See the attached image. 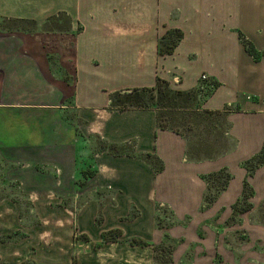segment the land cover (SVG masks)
I'll use <instances>...</instances> for the list:
<instances>
[{"label":"crops","instance_id":"0c3cea01","mask_svg":"<svg viewBox=\"0 0 264 264\" xmlns=\"http://www.w3.org/2000/svg\"><path fill=\"white\" fill-rule=\"evenodd\" d=\"M173 30L182 38L172 55L160 56L158 42ZM241 35L264 53V0H0V178L18 185L33 219L0 196V264H153L152 247L164 233L184 239L188 230L157 229L158 208L178 221L189 213L206 219L233 209L245 181L256 208L264 200V159L249 177L244 164L264 146V56L254 61ZM201 76L219 84L201 109H229L232 147L215 160L188 159L186 138L158 129L153 110L108 109L113 92L152 88L157 78L187 92ZM91 136L131 153L93 151ZM146 154L160 172L138 159ZM220 171L228 185L202 214L201 199L188 195L185 203L182 192L174 204L179 197L159 189L162 179L194 178L203 192L199 178ZM90 186L110 191V200L67 205ZM251 225L263 247L264 225ZM114 230L118 243H104L101 235ZM184 252L174 251L173 264ZM228 254L264 264L257 251Z\"/></svg>","mask_w":264,"mask_h":264},{"label":"rangeland","instance_id":"374dc122","mask_svg":"<svg viewBox=\"0 0 264 264\" xmlns=\"http://www.w3.org/2000/svg\"><path fill=\"white\" fill-rule=\"evenodd\" d=\"M62 24L63 23H61V28ZM100 83L101 82L99 80H95L93 78L94 86H97ZM201 87L203 88V92L208 90L207 86L200 84L199 88ZM97 98L99 99L100 96ZM164 118L165 123L162 124H169L170 119L166 116ZM176 121L178 124H174L173 127H170L186 138L188 142L186 155L192 147H195L200 151V153L196 154L198 157H196V155H192L191 158L188 157L191 161L199 162L208 159L215 160L220 155L226 154L231 150V139L224 135V132L227 131L229 125L228 117H225V119L223 117H217L216 120H213L212 124H208V121H196L192 116H188L187 118L184 115H177ZM214 123H216L218 127ZM210 125L211 127L214 126V131L209 132ZM89 141L93 151L101 150L102 144L96 139V137H89ZM124 152V154L131 153L128 149L124 150ZM204 154L209 155L210 158L204 157ZM251 165L253 168L254 164H248V169H250ZM222 173L223 175H216L210 178L208 185L204 180H202V178H199L205 187L203 192L200 191V182L195 181L194 178H182L180 182H170V180H168L169 178L162 179L159 183V189L164 190L165 193L169 191V195H172L174 198L181 196L182 192L186 193L187 201L185 203H189L190 201L188 195L201 199L202 204L200 207V214H202V212L208 211L210 206L212 207V204L216 201V199L214 201L212 200L213 203L212 201L211 203L209 201L210 204L207 206L204 199L206 197V199H210L212 196L217 198L221 195L222 185L224 184L225 188L228 185L229 181L224 177V175H228V173L226 171H223ZM189 174L191 175L192 172L189 171ZM2 179L3 178H0V196L4 195L18 202L24 212L22 217L26 220V222L33 223L32 216L26 214L27 200L25 195L19 191L17 187L18 185L6 182L5 180L2 181ZM250 189L251 188L248 184V190L244 193V195L241 193L238 200L234 202H238L237 205H234L235 209L234 206L233 209L232 206L219 208L212 215L210 214L206 219L202 217V215L199 216L198 219H195L197 216L189 213L185 215L181 221H178L174 215H172L171 210L167 208H158L155 221L157 229L167 230L180 225L184 229L187 228L188 230L186 231V235H184V239L183 237L178 239L172 238L167 233H164L162 240L154 245L155 253L153 254V257L155 259V264H173V253L174 251H177L178 247L181 249V246L182 248H185V252L180 258V264H252V260L249 259L246 261L237 260V262H235L228 254L235 253L238 248L243 250L245 256H247L246 258L251 257L253 251L254 253L256 251L260 254L264 253V246L262 247V245L260 246V244L256 242V238H254L255 236L252 237L255 233H260L261 230L259 231L256 226L252 227L251 225L253 223L257 226H261V224L264 225V200L255 208V205L253 204L254 192L251 189L252 195L249 196ZM217 192L219 193L216 194ZM93 197L95 199H100L102 202H106L110 200L111 192L103 189L96 192L92 191V189L88 191L83 189L82 195L79 196L77 203H74L72 199H69L67 201V205L72 208L78 207L81 203H84L86 200ZM179 199L180 197L178 199H171V202L177 204ZM251 210L254 212L250 214ZM75 233L76 232H74V234ZM75 238L76 240L78 238L85 240L86 237L77 236ZM258 239H260V237H258ZM72 242L74 243L75 240ZM224 245L227 246V253H224L225 255H223V253L220 255V249H224ZM227 256L229 258L225 259Z\"/></svg>","mask_w":264,"mask_h":264},{"label":"trees","instance_id":"16d2710c","mask_svg":"<svg viewBox=\"0 0 264 264\" xmlns=\"http://www.w3.org/2000/svg\"><path fill=\"white\" fill-rule=\"evenodd\" d=\"M182 38V33L178 30L173 31H167L162 38L158 42V54L160 56H168L172 55L174 52V49L176 48L178 42ZM239 39L246 51V53L252 57L254 61H259L263 54H259L254 50L252 45L246 41L243 36H239ZM200 84L203 86H207L208 90L203 92V88H199L200 85L187 92L177 91L171 89L168 82L156 79V83L154 87L152 88H134L124 91H118L114 92L109 95V107L108 109L110 111H117V112H123L126 110L134 109V110H153L155 112V122L156 127L160 130H168L171 132H174L178 135H181L177 133V131L174 129V124H178L176 121L177 115L185 116L188 118V116L194 117V120L196 121H208V124H212L213 120H216L217 117H227L229 109H225L224 111H204L201 109V105L203 104L204 100L209 97L214 91L219 87L218 82L214 80H207V79H200ZM202 94V96H201ZM238 110V109H237ZM175 113H187V114H175ZM167 117L170 119L169 124H162L165 123V118ZM215 117V118H214ZM213 118V119H212ZM216 124V123H214ZM217 125V124H216ZM172 126V127H170ZM218 127V125H217ZM209 132L214 131V126L209 127ZM229 129V125H228ZM227 131L224 132V135L226 136L228 133ZM183 136V135H181ZM101 150H107L110 154L114 156H128V154H124V147H118L114 145H106L105 143H102ZM189 149V148H188ZM126 150V149H125ZM190 151L187 152V157H192V155H196L200 153V151L192 147L189 149ZM205 153V152H203ZM206 158H210L209 155H203ZM198 157V155H196ZM139 160H142V162L146 163L150 166L153 172L158 173L162 170L161 163L152 155L146 154L143 156L138 157ZM264 159V146L260 153L247 161L244 164V168L247 171V176H251L254 170L259 167L263 163ZM248 164H254L253 168L252 165L250 169H248ZM252 168V169H251ZM216 175H223L222 171L214 174H210L204 178H202L205 183L208 185L209 179L216 176ZM86 174L84 173V181L90 178H86ZM225 179L229 181V175H224ZM84 185V183L82 184ZM222 191L225 189V185H222ZM248 190V184L247 182H244L243 184V191L242 195ZM221 191V192H222ZM220 192V191H219ZM217 192L216 194H218ZM252 195V191L250 189L249 196ZM217 197V196H216ZM207 198V197H206ZM204 199L206 205L208 206L211 201L215 200V196H212L210 199ZM210 201V203H209ZM212 201V203H213ZM238 203V202H237ZM237 203L235 205H237ZM235 209V206H234ZM121 237V231L120 230H114L109 231L107 233H104L101 235V239L104 243H118V239ZM130 245H137L146 247L148 244L142 242V241H136L132 240L130 242ZM153 254L155 253V247H152ZM153 262L155 264V259L153 257Z\"/></svg>","mask_w":264,"mask_h":264},{"label":"built area","instance_id":"2783aa9c","mask_svg":"<svg viewBox=\"0 0 264 264\" xmlns=\"http://www.w3.org/2000/svg\"><path fill=\"white\" fill-rule=\"evenodd\" d=\"M201 79H206L205 76H201Z\"/></svg>","mask_w":264,"mask_h":264}]
</instances>
